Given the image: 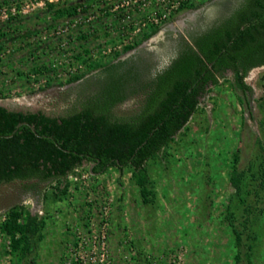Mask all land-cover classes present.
<instances>
[{
  "label": "rangeland",
  "instance_id": "1",
  "mask_svg": "<svg viewBox=\"0 0 264 264\" xmlns=\"http://www.w3.org/2000/svg\"><path fill=\"white\" fill-rule=\"evenodd\" d=\"M76 1L82 3L0 0V26L5 34L0 41V91L6 97L0 104L20 112L63 114L89 86L81 81L66 85V80L137 42L157 2L161 3L127 0L126 5L124 0H113L115 4L123 3V7L111 18L102 17L96 10L84 17H59L48 9L51 3ZM200 1L204 3L201 8L177 15L120 59H130L146 72L160 68L188 32L201 30L240 2ZM118 15L121 18L117 21ZM81 33L85 40L79 39ZM84 44L89 53L82 50ZM34 67L41 70L33 72ZM48 80L63 85L37 90ZM245 82L252 89L249 106L240 104L244 97L233 87L228 74L226 81L201 99L199 111L187 124L188 130L177 136L168 155L149 164L156 192L151 206L141 204L128 172L120 176L110 169L92 177L86 165L70 175L67 182L39 186L41 194L17 181L0 185V219L15 205L45 218L43 239L21 262L12 257L10 250L5 252L7 238L0 234V263L169 264L175 260L179 264H222L217 253L227 251L226 259L232 264L225 218L226 207L238 193L229 181L232 157L238 155L237 169L242 172L255 171L264 155V66L253 69ZM136 105L137 98H130L115 111L127 114ZM205 157L211 160L214 179L201 187ZM259 207L263 208L264 202ZM241 220H236L237 227ZM248 234L243 235V242L247 243ZM102 237L107 249L104 258ZM142 237L143 246L139 245Z\"/></svg>",
  "mask_w": 264,
  "mask_h": 264
},
{
  "label": "trees",
  "instance_id": "2",
  "mask_svg": "<svg viewBox=\"0 0 264 264\" xmlns=\"http://www.w3.org/2000/svg\"><path fill=\"white\" fill-rule=\"evenodd\" d=\"M84 1L51 3L48 9L59 17H84L91 10L99 11L105 18L116 16L112 12L113 0H92L93 4ZM203 4L181 1L163 21L148 23L137 42L124 46L110 60H98L87 72L67 79L66 85L81 81L89 89L63 114L10 111L0 106V185L17 181L29 184L27 190L41 194L39 186L67 182L70 175L86 165L92 177L102 176L110 169L120 176L128 172L141 204L153 205L156 192L149 164L168 155L177 136L188 130L187 124L199 111L201 99L226 81L228 74L233 87L244 97L240 104L249 106L252 89L245 78L253 69L264 66V0H240L227 15L201 30L188 32L186 38L178 41L167 63L153 71L142 70L130 59H120L156 35L165 23L173 22L177 15L197 10ZM4 38L0 26V41ZM79 39L85 40L86 36L81 33ZM82 50L89 53L85 44ZM40 70L33 68V72ZM62 85L48 80L37 90ZM134 97L137 105L133 111H115ZM4 98L0 91V100ZM238 162L235 154L229 181L238 193L226 207L228 252L232 264H264V207H259L264 202V155L255 171H238ZM203 166L201 187L214 179L211 160L205 157ZM118 182L123 188L120 179ZM4 216L0 234L9 239V253L21 262L43 239L45 218L32 215L22 205L11 207ZM241 218L237 227L235 222ZM246 232L247 243L243 242Z\"/></svg>",
  "mask_w": 264,
  "mask_h": 264
},
{
  "label": "built area",
  "instance_id": "3",
  "mask_svg": "<svg viewBox=\"0 0 264 264\" xmlns=\"http://www.w3.org/2000/svg\"><path fill=\"white\" fill-rule=\"evenodd\" d=\"M165 1H167V3ZM181 1H186V0H164L163 2H165V4L162 2V0L159 1V2H161L159 4L157 2V4H156L157 7L154 8L153 13H152L153 14L152 15V18L149 19L150 23H158L160 21H163L166 17H168V15L173 10H175V8L179 5V3ZM193 1L195 3L201 2L200 0H198V1L197 0H193ZM123 3L126 4V5L129 4V2L127 0H124ZM122 4L120 5V4H115L114 3L113 4V8H112V12L113 13L116 12L117 14H119L120 12H122V10L120 9V6L123 7ZM133 6H136V5H133ZM143 30H145V29H143ZM142 31H141V33H142ZM4 218H5V216L1 217L0 221L4 220ZM100 246H101V251H102L101 256H102V258H104V256L107 254V249H106L104 237L101 238ZM9 250H10V241L7 238L6 239L5 252H8ZM0 264H10V262L8 260H5L4 263H0ZM169 264H179V263H177L175 260H171Z\"/></svg>",
  "mask_w": 264,
  "mask_h": 264
},
{
  "label": "crops",
  "instance_id": "4",
  "mask_svg": "<svg viewBox=\"0 0 264 264\" xmlns=\"http://www.w3.org/2000/svg\"><path fill=\"white\" fill-rule=\"evenodd\" d=\"M145 239H146V237H145ZM140 243H139V245H141V246H143V242H144V237H142V239L139 241ZM194 246H195V244H194ZM143 248V247H142ZM197 251V250H196ZM223 252V253H222ZM218 254V256H217V258L219 259V260H221V262H222V264L224 263V264H230V260H229V258L228 259H226V257H227V251H221V252H218L217 253ZM191 258V257H190ZM196 259H197V255H196V257H195ZM193 260L194 259H192V262H193Z\"/></svg>",
  "mask_w": 264,
  "mask_h": 264
},
{
  "label": "water",
  "instance_id": "5",
  "mask_svg": "<svg viewBox=\"0 0 264 264\" xmlns=\"http://www.w3.org/2000/svg\"><path fill=\"white\" fill-rule=\"evenodd\" d=\"M0 106L1 107H4V108H6V109H8V110H10V111H15V110H11V109H9V108H7V107H5L4 105H2V104H0ZM18 126H20V125H18ZM32 129H34L33 127H32ZM15 132V131H14ZM90 169H91V167H90Z\"/></svg>",
  "mask_w": 264,
  "mask_h": 264
},
{
  "label": "flooded vegetation",
  "instance_id": "6",
  "mask_svg": "<svg viewBox=\"0 0 264 264\" xmlns=\"http://www.w3.org/2000/svg\"><path fill=\"white\" fill-rule=\"evenodd\" d=\"M238 5V3L236 4V5H234L233 7H235V6H237ZM232 7V8H233ZM232 8H230L227 12H226V15L230 12V10H232Z\"/></svg>",
  "mask_w": 264,
  "mask_h": 264
}]
</instances>
